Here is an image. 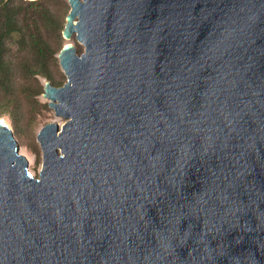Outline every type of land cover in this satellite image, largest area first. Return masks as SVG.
Listing matches in <instances>:
<instances>
[{
  "label": "water",
  "instance_id": "1",
  "mask_svg": "<svg viewBox=\"0 0 264 264\" xmlns=\"http://www.w3.org/2000/svg\"><path fill=\"white\" fill-rule=\"evenodd\" d=\"M35 175L0 121V264H264V0H67Z\"/></svg>",
  "mask_w": 264,
  "mask_h": 264
},
{
  "label": "trees",
  "instance_id": "2",
  "mask_svg": "<svg viewBox=\"0 0 264 264\" xmlns=\"http://www.w3.org/2000/svg\"><path fill=\"white\" fill-rule=\"evenodd\" d=\"M68 10L67 0H0V114L11 115L17 132L20 96L42 92L38 75L52 78L50 68L59 61L52 37L64 28Z\"/></svg>",
  "mask_w": 264,
  "mask_h": 264
},
{
  "label": "rangeland",
  "instance_id": "3",
  "mask_svg": "<svg viewBox=\"0 0 264 264\" xmlns=\"http://www.w3.org/2000/svg\"><path fill=\"white\" fill-rule=\"evenodd\" d=\"M65 18L66 15L64 16V24L66 21ZM52 44L57 47L56 55H58L60 49L67 44L75 45L78 52H82L84 49V46L78 42L74 34L68 38L63 36L62 31L59 35H53ZM50 71L52 74V78L50 79L38 75V79L43 86L42 92L35 97L20 96L23 118L19 121V127L21 128L19 132L16 131L11 115L8 112H2V114H0V117L11 126L14 135L19 142V152L29 159V169L35 175L38 174V170L42 165V151L40 143L36 137L37 132L42 125L47 122L56 121L61 125L65 120V118L55 114L53 108L48 105V99L43 96L45 81L49 80L53 85L57 86L61 85L66 80L65 73L59 64V61L50 68ZM20 82L21 80L17 79L16 86L20 87Z\"/></svg>",
  "mask_w": 264,
  "mask_h": 264
},
{
  "label": "bare ground",
  "instance_id": "4",
  "mask_svg": "<svg viewBox=\"0 0 264 264\" xmlns=\"http://www.w3.org/2000/svg\"><path fill=\"white\" fill-rule=\"evenodd\" d=\"M0 121H4V119L0 117Z\"/></svg>",
  "mask_w": 264,
  "mask_h": 264
}]
</instances>
